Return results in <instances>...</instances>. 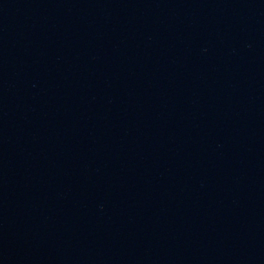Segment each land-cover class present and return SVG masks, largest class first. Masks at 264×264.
I'll list each match as a JSON object with an SVG mask.
<instances>
[{
	"label": "water",
	"instance_id": "95a60500",
	"mask_svg": "<svg viewBox=\"0 0 264 264\" xmlns=\"http://www.w3.org/2000/svg\"><path fill=\"white\" fill-rule=\"evenodd\" d=\"M0 264H264V0H0Z\"/></svg>",
	"mask_w": 264,
	"mask_h": 264
}]
</instances>
